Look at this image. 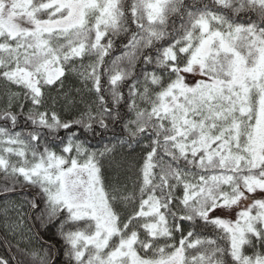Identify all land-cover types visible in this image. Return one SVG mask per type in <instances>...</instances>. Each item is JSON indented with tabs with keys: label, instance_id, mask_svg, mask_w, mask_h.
<instances>
[{
	"label": "snow or ice",
	"instance_id": "snow-or-ice-1",
	"mask_svg": "<svg viewBox=\"0 0 264 264\" xmlns=\"http://www.w3.org/2000/svg\"><path fill=\"white\" fill-rule=\"evenodd\" d=\"M0 83V264H264V0H0Z\"/></svg>",
	"mask_w": 264,
	"mask_h": 264
},
{
	"label": "trees",
	"instance_id": "trees-1",
	"mask_svg": "<svg viewBox=\"0 0 264 264\" xmlns=\"http://www.w3.org/2000/svg\"><path fill=\"white\" fill-rule=\"evenodd\" d=\"M120 54V50H117L116 53H114V55H118ZM3 88V84L0 83V89ZM25 191H34L32 189H25ZM46 238L52 243V244H55L57 249H58V252H59V255H58V259H57V264H66V261H65V258L63 256V248L61 246V242L59 241L58 237L55 235V229H52V231L46 233ZM14 251V250H13ZM7 252H6V248L3 244H0V255H6Z\"/></svg>",
	"mask_w": 264,
	"mask_h": 264
}]
</instances>
